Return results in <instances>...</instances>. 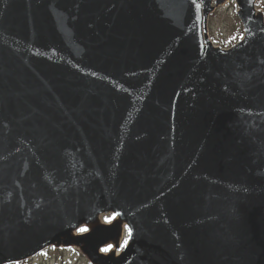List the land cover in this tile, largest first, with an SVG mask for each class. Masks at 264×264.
I'll use <instances>...</instances> for the list:
<instances>
[{
    "label": "water",
    "instance_id": "95a60500",
    "mask_svg": "<svg viewBox=\"0 0 264 264\" xmlns=\"http://www.w3.org/2000/svg\"><path fill=\"white\" fill-rule=\"evenodd\" d=\"M226 2L0 0V264H264V12L221 47Z\"/></svg>",
    "mask_w": 264,
    "mask_h": 264
},
{
    "label": "rangeland",
    "instance_id": "374dc122",
    "mask_svg": "<svg viewBox=\"0 0 264 264\" xmlns=\"http://www.w3.org/2000/svg\"><path fill=\"white\" fill-rule=\"evenodd\" d=\"M256 6L264 10V0H256ZM234 0H228L224 5L210 13L207 20L208 35L215 45L229 47L242 36V26L235 13ZM112 215L102 218L108 221ZM83 229V228H81ZM81 231V230H79ZM121 241L122 248L127 241V233ZM106 251V249H102ZM9 264H90L88 260L74 247L55 248L47 247L35 255L24 260Z\"/></svg>",
    "mask_w": 264,
    "mask_h": 264
},
{
    "label": "snow or ice",
    "instance_id": "6c2138e0",
    "mask_svg": "<svg viewBox=\"0 0 264 264\" xmlns=\"http://www.w3.org/2000/svg\"><path fill=\"white\" fill-rule=\"evenodd\" d=\"M81 231H86V229H81Z\"/></svg>",
    "mask_w": 264,
    "mask_h": 264
}]
</instances>
